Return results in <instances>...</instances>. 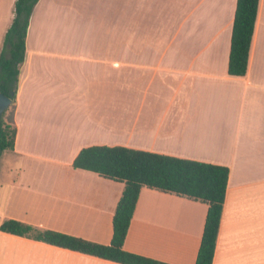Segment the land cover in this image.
I'll use <instances>...</instances> for the list:
<instances>
[{"label":"crops","instance_id":"1","mask_svg":"<svg viewBox=\"0 0 264 264\" xmlns=\"http://www.w3.org/2000/svg\"><path fill=\"white\" fill-rule=\"evenodd\" d=\"M15 2L0 0V51ZM236 2L39 0L3 116L16 136L0 156V225L16 220L109 245L124 184L72 163L85 148L124 147L228 168L212 264H264V0L242 77L227 72ZM73 4L95 15L122 4L113 16H125L116 30L124 43H30L40 16H69ZM133 5L139 16L144 6H187L180 43H129ZM206 213L205 204L142 188L123 250L195 264ZM0 264L118 263L0 232Z\"/></svg>","mask_w":264,"mask_h":264},{"label":"trees","instance_id":"2","mask_svg":"<svg viewBox=\"0 0 264 264\" xmlns=\"http://www.w3.org/2000/svg\"><path fill=\"white\" fill-rule=\"evenodd\" d=\"M38 1L16 0L13 21L4 36L0 51V93L11 101L15 98L19 65L24 60L30 16ZM258 3L259 0L236 2L227 67L229 76L242 77L247 72ZM5 112L0 120V156L4 151H13L16 136V129L3 120ZM72 167L124 184L112 218L109 245L41 230L16 220L3 221L0 232L118 264H165L123 250L140 190L147 188L207 206L195 264H212L228 182V168L124 147L82 149L73 160Z\"/></svg>","mask_w":264,"mask_h":264},{"label":"rangeland","instance_id":"3","mask_svg":"<svg viewBox=\"0 0 264 264\" xmlns=\"http://www.w3.org/2000/svg\"><path fill=\"white\" fill-rule=\"evenodd\" d=\"M78 7L88 9V6L73 4L70 5L69 16H38L30 35V43L70 45L124 43L123 31L116 32V30L119 22L124 28L125 16H113L124 14L122 4L103 6L102 13L98 15L92 11L76 14ZM139 7V5H133V16L129 18L131 21L129 43H180L177 31L180 30L182 35H185L186 25L179 27L187 14V6H144L143 16H139L141 13ZM89 9L94 10V8Z\"/></svg>","mask_w":264,"mask_h":264},{"label":"water","instance_id":"4","mask_svg":"<svg viewBox=\"0 0 264 264\" xmlns=\"http://www.w3.org/2000/svg\"><path fill=\"white\" fill-rule=\"evenodd\" d=\"M12 101L7 96L0 93V120L2 114L10 107Z\"/></svg>","mask_w":264,"mask_h":264}]
</instances>
